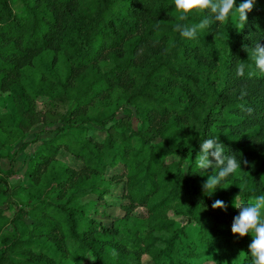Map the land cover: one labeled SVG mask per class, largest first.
<instances>
[{"label": "trees", "instance_id": "trees-1", "mask_svg": "<svg viewBox=\"0 0 264 264\" xmlns=\"http://www.w3.org/2000/svg\"><path fill=\"white\" fill-rule=\"evenodd\" d=\"M177 16L174 0H0V264H251L231 224L264 194V73L247 54L264 0L242 29L230 15L192 40ZM213 137L247 164L208 195L218 169L195 158Z\"/></svg>", "mask_w": 264, "mask_h": 264}, {"label": "clouds", "instance_id": "clouds-1", "mask_svg": "<svg viewBox=\"0 0 264 264\" xmlns=\"http://www.w3.org/2000/svg\"><path fill=\"white\" fill-rule=\"evenodd\" d=\"M254 3L255 0H243L237 6L236 0H174L179 21L174 25V31L178 32L181 37L192 40L199 32L205 31L211 25L226 23L230 15L238 20V25L242 29L247 22V14L253 10ZM205 12L210 15H205L199 23H183L188 20L191 13ZM247 54L254 62L255 68L260 73H264V45L257 42ZM246 67L251 68L250 65L238 63L236 75L244 76ZM248 75L251 77L254 73L249 71ZM195 163L196 167L202 171L214 167L218 169L215 175H209L201 185L202 191L211 195L219 188L222 181L241 170V164H247V161L237 159L235 154L225 155V146L219 142L217 137H213L202 141ZM211 207L226 210L227 205L222 200H216ZM234 207L238 209V214L233 217L231 233L239 238L250 235L252 239L248 245V255L251 264H264V194L256 196L248 203H241ZM112 255H118L115 249Z\"/></svg>", "mask_w": 264, "mask_h": 264}, {"label": "rangeland", "instance_id": "rangeland-1", "mask_svg": "<svg viewBox=\"0 0 264 264\" xmlns=\"http://www.w3.org/2000/svg\"><path fill=\"white\" fill-rule=\"evenodd\" d=\"M36 108L38 111H41L43 109V102H38L36 104ZM136 126V124H135ZM37 130L33 131L32 133H30L29 137H27L28 140H33L36 136ZM48 135H43V137H47ZM38 144H32L30 145L26 152L24 153V155H19L16 158L15 161V165L13 166L14 170L16 171L17 175L12 177L9 181V184L11 187L19 185V184H23L25 182H27V177L25 176V171L27 169V162H28V157L32 156V154L34 153V151L37 149ZM61 157L68 163H70L73 166H77L78 162H76L74 159H72L70 156L65 155V153L61 152ZM29 165V164H28ZM9 163L7 160L4 161H0V168L3 171H7L9 169ZM95 197H89L86 198L85 201L88 200H95ZM110 202H113V199H109ZM105 213L106 215H109L111 217H115V216H120L122 214L121 210L118 209L117 207H110L109 209H107L105 212L104 210H101V213ZM139 214H141L143 211L142 210H138L137 211ZM107 222V221H106Z\"/></svg>", "mask_w": 264, "mask_h": 264}]
</instances>
